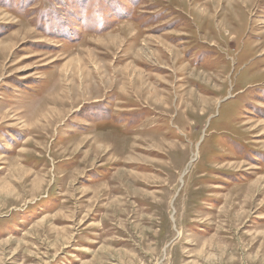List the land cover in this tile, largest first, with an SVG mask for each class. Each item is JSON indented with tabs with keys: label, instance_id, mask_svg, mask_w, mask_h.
<instances>
[{
	"label": "rangeland",
	"instance_id": "1",
	"mask_svg": "<svg viewBox=\"0 0 264 264\" xmlns=\"http://www.w3.org/2000/svg\"><path fill=\"white\" fill-rule=\"evenodd\" d=\"M0 264H264V0H0Z\"/></svg>",
	"mask_w": 264,
	"mask_h": 264
}]
</instances>
